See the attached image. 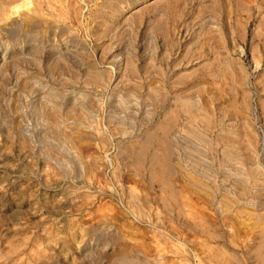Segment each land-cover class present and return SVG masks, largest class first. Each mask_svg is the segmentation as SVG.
<instances>
[{
  "label": "rangeland",
  "instance_id": "1",
  "mask_svg": "<svg viewBox=\"0 0 264 264\" xmlns=\"http://www.w3.org/2000/svg\"><path fill=\"white\" fill-rule=\"evenodd\" d=\"M0 264H264V0H0Z\"/></svg>",
  "mask_w": 264,
  "mask_h": 264
},
{
  "label": "bare ground",
  "instance_id": "2",
  "mask_svg": "<svg viewBox=\"0 0 264 264\" xmlns=\"http://www.w3.org/2000/svg\"><path fill=\"white\" fill-rule=\"evenodd\" d=\"M164 144V143H163Z\"/></svg>",
  "mask_w": 264,
  "mask_h": 264
}]
</instances>
